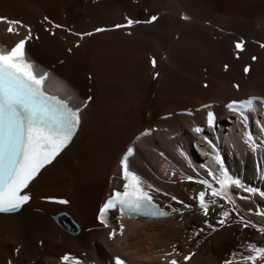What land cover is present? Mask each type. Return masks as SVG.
<instances>
[{
	"label": "bare ground",
	"instance_id": "obj_1",
	"mask_svg": "<svg viewBox=\"0 0 264 264\" xmlns=\"http://www.w3.org/2000/svg\"><path fill=\"white\" fill-rule=\"evenodd\" d=\"M0 17L31 29L26 50L55 78L53 90L62 82L77 103L92 97L71 145L32 183L31 202L0 214V264H60L66 254L95 264L115 255L130 264H251L249 246L264 247V233L251 226L264 227L257 214L264 212V112H246L245 123L225 109L264 96V0H0ZM129 20V28L89 35ZM7 27L0 22V45L9 49L28 35ZM129 148V167L171 216H115L118 235L110 238L111 230L96 228V215L123 187L120 163ZM217 154L243 185L231 186L234 203L197 182L219 187L209 174H220ZM200 192L216 201L207 216ZM60 196L68 206L41 201ZM224 211L230 216L222 226Z\"/></svg>",
	"mask_w": 264,
	"mask_h": 264
},
{
	"label": "snow or ice",
	"instance_id": "obj_2",
	"mask_svg": "<svg viewBox=\"0 0 264 264\" xmlns=\"http://www.w3.org/2000/svg\"><path fill=\"white\" fill-rule=\"evenodd\" d=\"M151 19L154 21L156 17L153 16ZM0 22L8 25L6 31L9 34L19 35L22 28H26L28 32L27 36L10 49L0 45V213H15L30 200V193L25 189H28L41 170L52 164L72 142L81 124L82 107L80 105L87 107L88 102L77 103L70 89L62 82L57 90H53L50 80L55 78L50 72L41 68L26 50V45L33 39L30 28L20 21L8 20L6 17H0ZM133 23L131 20L128 21L129 25ZM97 31H103V29ZM236 48L242 51L243 43H237ZM152 63L155 65L156 61L153 60ZM245 71L247 72L248 69L246 68ZM228 107L233 112H238L246 123L245 113L254 110V103L251 99L241 102L233 101ZM211 119L210 116V123ZM247 140L253 148L257 146L251 135H248ZM209 144L212 142L209 141ZM133 153V148H129L121 159L123 191H115L101 209L99 218L105 226L108 225L109 211L114 209H119L122 215L141 214L154 217L170 215L154 202L152 186L148 185L146 190L141 176L130 169L129 157ZM216 162L220 165L219 176L211 172L209 174L219 187H214L208 180L202 179L197 182L211 189V196L234 203L230 188L233 185L236 187H243V185L238 179L228 174L218 154ZM188 179L193 178L188 177ZM155 191L159 192V189ZM245 191L253 194L256 192L251 188H245ZM205 196V192H200L198 200L199 207L207 216L210 204H215L216 201H206ZM173 199L176 198L173 197ZM60 202L67 203V201ZM173 211L177 210L173 209ZM257 214L264 216V212ZM220 215L222 219L218 223L223 226L230 213L224 211ZM239 222L244 227H249L251 224L250 221H244L243 217ZM208 226L212 227V225ZM251 226L257 227L258 231L264 233V227ZM119 231L122 235L123 225H120ZM116 235L117 232L113 229L110 238ZM249 248L254 254L245 256V262L257 264L258 259H264V247L250 245ZM63 259L68 261L69 257L65 256ZM190 259L191 255L184 257L185 261ZM115 264H125V262L117 257ZM170 264H178V262L173 259ZM225 264H232V261H225Z\"/></svg>",
	"mask_w": 264,
	"mask_h": 264
}]
</instances>
